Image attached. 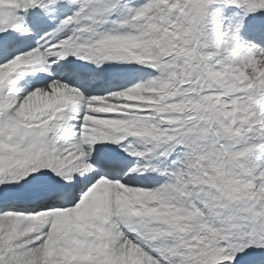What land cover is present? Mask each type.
Wrapping results in <instances>:
<instances>
[{"label":"snow or ice","instance_id":"obj_1","mask_svg":"<svg viewBox=\"0 0 264 264\" xmlns=\"http://www.w3.org/2000/svg\"><path fill=\"white\" fill-rule=\"evenodd\" d=\"M0 264H264V0H0Z\"/></svg>","mask_w":264,"mask_h":264}]
</instances>
